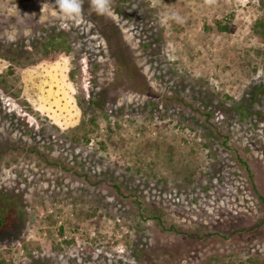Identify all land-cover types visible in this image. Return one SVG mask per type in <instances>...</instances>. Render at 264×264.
<instances>
[{"label":"rangeland","instance_id":"rangeland-1","mask_svg":"<svg viewBox=\"0 0 264 264\" xmlns=\"http://www.w3.org/2000/svg\"><path fill=\"white\" fill-rule=\"evenodd\" d=\"M54 9L0 0V264H264V0H112L118 65Z\"/></svg>","mask_w":264,"mask_h":264},{"label":"trees","instance_id":"trees-1","mask_svg":"<svg viewBox=\"0 0 264 264\" xmlns=\"http://www.w3.org/2000/svg\"><path fill=\"white\" fill-rule=\"evenodd\" d=\"M83 9H84L83 14H86L87 18L93 22L96 30L100 33V35L107 42V45L111 51L112 60L115 62V64L118 65L119 62L122 64L125 62L132 63L130 56L128 55L124 56L122 54L120 55V52H124V53L127 52V49H126L127 46L122 40L121 32L119 30V27L116 25V23L109 17L98 15L93 10H91L89 7V0H85ZM119 12L121 11L119 10ZM258 25L259 26L256 28V32L261 36L260 38L264 40V18L263 17L259 19ZM219 30L223 32H232L235 30V27H229L227 25L220 24ZM2 55L4 57H7L5 54H2ZM44 65L50 66V60L45 62ZM133 67H134V72L128 71L129 80L134 81L136 86L142 85L146 87V89H144L143 92H147L148 86H147V83L145 82L144 75L139 71V69L137 68L135 64ZM14 209L15 208H14L13 198L11 196L9 197V196L4 195L3 193H0V231L5 229L9 225H13L12 215L14 213ZM156 256L159 257V259L161 260H162L161 256L167 259L170 258L168 254H163V253L162 254L157 253ZM142 257H143V262L149 261V256L143 254Z\"/></svg>","mask_w":264,"mask_h":264},{"label":"clouds","instance_id":"clouds-1","mask_svg":"<svg viewBox=\"0 0 264 264\" xmlns=\"http://www.w3.org/2000/svg\"><path fill=\"white\" fill-rule=\"evenodd\" d=\"M85 0H54L55 11L60 18L68 22H77L81 19ZM206 4L214 3V0H204ZM89 7L96 14L109 16L112 14V0H89Z\"/></svg>","mask_w":264,"mask_h":264},{"label":"flooded vegetation","instance_id":"flooded-vegetation-1","mask_svg":"<svg viewBox=\"0 0 264 264\" xmlns=\"http://www.w3.org/2000/svg\"><path fill=\"white\" fill-rule=\"evenodd\" d=\"M254 100L255 104L258 106L257 113L264 115V87L256 86L254 87Z\"/></svg>","mask_w":264,"mask_h":264},{"label":"water","instance_id":"water-1","mask_svg":"<svg viewBox=\"0 0 264 264\" xmlns=\"http://www.w3.org/2000/svg\"><path fill=\"white\" fill-rule=\"evenodd\" d=\"M8 66H9V61L0 57V74L3 73L4 68H6ZM29 70H31V71L35 70V71L39 72V69H37L36 67H32ZM29 70L25 71V75H27L30 72ZM25 75H24V78H25Z\"/></svg>","mask_w":264,"mask_h":264}]
</instances>
